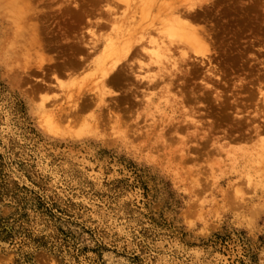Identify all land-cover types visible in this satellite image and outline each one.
I'll return each instance as SVG.
<instances>
[{
    "label": "rangeland",
    "instance_id": "obj_1",
    "mask_svg": "<svg viewBox=\"0 0 264 264\" xmlns=\"http://www.w3.org/2000/svg\"><path fill=\"white\" fill-rule=\"evenodd\" d=\"M69 1L89 14L65 13L62 0L32 1L42 49L16 44L17 25L0 18V264H264V132L262 142L252 132L264 122V79L259 89L252 81V93L232 86L247 65L264 71V0L197 8L222 74L208 78L210 64L192 56L165 73L145 58L152 69L139 76L163 80L153 88L135 79L101 85L98 66L112 59L104 39L120 28H100V0ZM79 38L73 57L84 69L64 71ZM244 46L247 61L232 64ZM84 93L100 94L99 108L70 113ZM217 93L228 104L235 93L251 95L239 113L261 111L245 126L252 140L224 135L235 109L215 110ZM211 122L219 125L209 133Z\"/></svg>",
    "mask_w": 264,
    "mask_h": 264
},
{
    "label": "bare ground",
    "instance_id": "obj_2",
    "mask_svg": "<svg viewBox=\"0 0 264 264\" xmlns=\"http://www.w3.org/2000/svg\"><path fill=\"white\" fill-rule=\"evenodd\" d=\"M32 1L33 0H0V18L10 16V19L14 21L17 28L15 32L13 31L15 34L13 39L16 41V44L19 40V42H21V39H23L24 41L22 40V42H24V44H22V47L27 46H25V42L30 48L37 46L41 47V45H44L42 44L43 38L39 34V25L36 20L37 12L35 11L34 5H32ZM62 1L64 2V8L62 10L65 13H72V15H75L77 18L82 16L86 17L89 14L86 9L82 8L77 3L71 5L69 0ZM216 2L217 0H100V5L105 6V8L100 11V14H102L100 18V28L108 25H116L117 28H120L115 31V34L113 35L107 34L104 39L107 41V44H109V58L112 57L113 60L111 59L108 66H98V70L102 74L101 85L104 86L125 81V85L128 84V86H131L134 83L130 80L135 79V84L138 85V83H140L139 86L146 85L145 88H153L157 86V84L163 81L161 79V75L147 74L142 77L139 76L140 71L137 69H143L141 60L145 58L149 60L146 64L147 66L152 63L151 61H153L157 64L156 67L158 71L160 70L161 73H165L162 69H167L169 65H174L175 67L177 65L178 67L182 63L189 61V58L192 56L196 62L201 65L205 63L210 64V66L204 71L205 74L206 72L208 73V78H219L218 74L220 72L222 74L223 70L222 67H220L221 65L219 64V61H217L218 64H211V61L213 60V57L211 56L213 53L217 52L214 51V47L212 50L213 53L210 50V46L212 45L210 33L206 29H201L198 26V23H196V9L199 7L213 6ZM127 11L131 12L130 16L127 15ZM117 13L121 14V16H116ZM31 20L34 21L31 23L29 22ZM2 21L4 23V20ZM119 22L120 25L117 26V23ZM17 23H19V25ZM97 24H99V22ZM25 32L27 33V38H25ZM91 33L92 36H95L93 31ZM98 37L99 35L95 38L96 41L99 40ZM73 43L71 45H75L76 47L71 51V55L68 57V60L60 66L62 70L69 71L70 73H73L80 68L84 69L83 59L77 60V58L73 57L74 52H82L84 41L82 38H79L78 41ZM249 43L248 45L251 46L253 41H250ZM19 44L21 45V43ZM247 46H244L243 49L237 51V58H231L232 64L235 62H242V64H245L247 61V56L245 57V54L247 53ZM22 49L25 51L24 48ZM25 49L27 50V47ZM122 58L124 59V62L114 68L116 65V62L114 61H118ZM128 60H135L137 62V64L135 63L137 66L127 63ZM247 67L248 70L245 72L246 75L240 80L239 85L235 86L233 84L232 86L236 87L235 89H240V91L246 90L249 93L252 91V81L257 84V86L254 84L255 88L259 89V86L262 84V80L264 79V71L260 69V66H255V68H253V64L247 65ZM150 69L152 68L146 67L143 71L146 73L150 71ZM253 69L254 72H252ZM247 75H251L249 79L247 78ZM219 81L220 79L218 82ZM223 83L225 84V82ZM213 86L214 85H209V83L206 82V87H212L213 90L216 91V87ZM127 90L131 91V88L127 87ZM131 92H134V90ZM248 93L241 100L237 99L236 93L232 95L233 102L231 103L233 105V109L235 110L231 112L229 111L231 115H229L228 111H226L228 106L231 107V103H227V97L223 93H217L214 98L216 100L214 109L224 111V114L229 115V119L232 121L231 127L227 126L228 128L224 129V135L228 138L236 137L237 139L247 138L252 140V137L244 134V131L246 130L245 126L248 125L247 120H250L252 116L255 117L259 115L260 109L254 111L255 115L251 116L239 113L244 110L245 107L250 105V102L245 99L251 96ZM85 95V93L80 95L78 100L71 105L72 109L70 113L73 112L74 114L75 111L78 113L79 110L86 109L90 104L95 105L97 109L99 108L98 101L100 102V94L93 97ZM203 95L207 98V94L205 92H203ZM87 97L90 99L89 102L86 99ZM93 98L96 103L93 102ZM187 98V100L191 101L199 100L197 97L196 99ZM141 103H144V101ZM261 106H264V102ZM204 107L206 108L207 105ZM74 116L76 118L78 117L76 114L73 115V117ZM48 117L46 116L47 119H49ZM218 125L219 122L215 124L214 122H211V129L208 132L210 133ZM47 128L53 133L56 131L55 135H57V127L52 122L48 121ZM85 128L87 130V126ZM252 130L256 140H260L262 142L259 135L264 132V122L254 126ZM233 131L236 132V136H233ZM80 132L81 131L78 133L79 135ZM74 134L77 133L74 132ZM88 134H90V132H88ZM263 144L264 142L262 145ZM260 149L261 151L264 150L263 147H260ZM262 154H264V152L261 153V155Z\"/></svg>",
    "mask_w": 264,
    "mask_h": 264
}]
</instances>
